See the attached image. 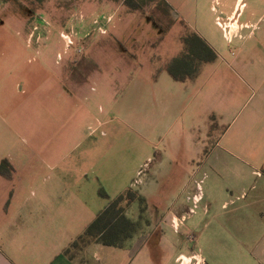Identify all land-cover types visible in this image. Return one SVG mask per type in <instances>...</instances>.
<instances>
[{"label": "rangeland", "instance_id": "rangeland-1", "mask_svg": "<svg viewBox=\"0 0 264 264\" xmlns=\"http://www.w3.org/2000/svg\"><path fill=\"white\" fill-rule=\"evenodd\" d=\"M4 1L21 4L19 20L0 14V155L16 169L0 184L6 208L33 198L40 182H62L65 196L98 211L109 202L101 190L113 199L132 187L143 200L127 216L157 233L156 213L167 206L152 198L189 195L219 151L264 128L246 73L256 62L249 56L263 54L254 45L262 30L231 37L222 10L233 0L106 9ZM192 32L220 55L196 78L176 81L168 68Z\"/></svg>", "mask_w": 264, "mask_h": 264}, {"label": "crops", "instance_id": "crops-1", "mask_svg": "<svg viewBox=\"0 0 264 264\" xmlns=\"http://www.w3.org/2000/svg\"><path fill=\"white\" fill-rule=\"evenodd\" d=\"M14 5L21 4L0 0V14L19 20ZM84 5L123 8L125 0H84ZM225 7L224 24H219L229 28L231 37L242 29L262 30L254 45L263 54L257 60L249 56L256 62L246 73L255 83L254 108L264 117V0H233ZM216 146H222L220 140ZM231 146L218 152L189 195L152 198L153 204L167 206L156 213L160 229H142L123 247L92 242L72 250V256L64 253L102 209L90 207L87 199L65 196L62 182L47 188L38 183L36 195L14 203L13 210L1 197L0 264H264V128L236 136ZM10 178L0 173V184Z\"/></svg>", "mask_w": 264, "mask_h": 264}, {"label": "trees", "instance_id": "trees-1", "mask_svg": "<svg viewBox=\"0 0 264 264\" xmlns=\"http://www.w3.org/2000/svg\"><path fill=\"white\" fill-rule=\"evenodd\" d=\"M130 7L132 0H125ZM184 37V49L174 57L168 71L176 81H185L196 78L203 65L214 62L218 58L215 49L210 46L199 34L192 32ZM13 166L8 159H0V173L10 175ZM101 195L109 199L108 204L96 215L79 235L64 250L70 254L73 249H81L92 242H99L107 246L123 247L125 243L140 230V220H133L127 216L128 207L143 197L132 187L110 199L109 195L101 190ZM72 256V254H70Z\"/></svg>", "mask_w": 264, "mask_h": 264}, {"label": "built area", "instance_id": "built-area-1", "mask_svg": "<svg viewBox=\"0 0 264 264\" xmlns=\"http://www.w3.org/2000/svg\"><path fill=\"white\" fill-rule=\"evenodd\" d=\"M199 195H195L194 198H193V202H194V205H193V208H195L197 206V202H198V199H196Z\"/></svg>", "mask_w": 264, "mask_h": 264}]
</instances>
